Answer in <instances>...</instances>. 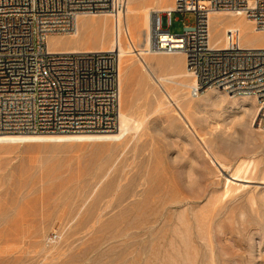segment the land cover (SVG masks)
<instances>
[{
    "label": "rangeland",
    "instance_id": "1",
    "mask_svg": "<svg viewBox=\"0 0 264 264\" xmlns=\"http://www.w3.org/2000/svg\"><path fill=\"white\" fill-rule=\"evenodd\" d=\"M142 1L154 11L172 0ZM214 15L220 45L263 43L242 13ZM83 17L81 36L59 34L54 49L109 46L112 16ZM93 18L104 28L90 29ZM171 20L181 34L196 15ZM144 57L122 58L123 108L140 124L124 142L0 144V264H264L258 101L213 89L193 98L183 54ZM232 173L247 182L228 194Z\"/></svg>",
    "mask_w": 264,
    "mask_h": 264
},
{
    "label": "built area",
    "instance_id": "2",
    "mask_svg": "<svg viewBox=\"0 0 264 264\" xmlns=\"http://www.w3.org/2000/svg\"><path fill=\"white\" fill-rule=\"evenodd\" d=\"M126 0H0V134L107 133L119 127V55L113 51H53L52 35L69 34L79 14L122 12ZM240 11L264 29V0H174L153 12L152 50L182 53L196 78L197 98L209 88L249 94L264 127V49L216 48L209 16ZM194 13L181 34L173 13Z\"/></svg>",
    "mask_w": 264,
    "mask_h": 264
},
{
    "label": "bare ground",
    "instance_id": "3",
    "mask_svg": "<svg viewBox=\"0 0 264 264\" xmlns=\"http://www.w3.org/2000/svg\"><path fill=\"white\" fill-rule=\"evenodd\" d=\"M164 1H167V0H160L161 3ZM173 9H174V0L171 1L170 5H167L165 7H162L159 10H154V11L152 10V8L149 4H147L146 2H144L142 0H126V6H125L124 10L122 12H119L116 14H113L110 12L84 13V14H92L94 16H98L99 14H105L107 16H112L114 37H112L113 39L110 41L108 47L103 45V46L99 47V49H96V47L92 48L90 46L89 47L86 46L87 48H85V49H83L81 47H67L64 49H54L52 47V42H53L54 38L59 37L57 35H52L49 37V47L53 51H66V52L113 51V50H115L119 55V69H120V76L122 77V75H121L122 58L125 57L126 55L131 54L132 52H135V54L140 56L143 60L145 58L144 57L145 55H155L156 56V55L169 54L166 52H155L154 50H152L151 25H152L153 12H155V11L164 12V11L173 10ZM222 12H226V13L230 12L232 15H235V14L237 15L238 13H242L243 15H245L247 17V15L244 12H240V11H214V12H211L210 16H209L210 42H211V44L216 48H234V47L245 48L244 46L225 47V46H222L219 44L220 40L217 39V36H220L219 29H218L219 24L216 21H214V16H215L214 14L215 13H222ZM84 14L78 15L77 21H76V28L73 32L69 33V35H71L75 39H78L81 36L83 28H86V26H87V25H82V26L80 25V21L85 20V18L82 17ZM247 18H249V17H247ZM249 20L251 22H254L250 18H249ZM90 21H91V25H89L90 29H92L95 26L97 28L100 27V25L102 26V28H104V26H105V24L102 21H100L96 18H93ZM110 26H111V24H110ZM110 26H108V27H110ZM255 27H256L257 31L259 32L258 36H259V38H262L263 43L258 44V45H250V46H248L249 48H246V49H264V29L259 28L256 25H255ZM241 29L244 30V26ZM261 32H263V33H261ZM125 36H127V38H128V42H126L127 44L124 43ZM133 38H137L140 40V42H139V44H141V45H139L140 49H137L138 47L136 48L134 46ZM177 54H182V53H173L170 55H177ZM185 59L187 62L186 56H185ZM145 62H146V59H145ZM187 66H188V63H187ZM189 70L191 71V72H189V75L190 76L192 75L194 77L192 70L190 68H189ZM152 72H153V70H152ZM152 74H153L152 77H154L156 79V82L162 83V82L173 81L172 77L163 76V75H159V74L157 75V73L155 74L154 72ZM120 83H121V104H122V107L120 108V115H119L120 127L116 131L107 132V133H97L96 132V133H69V134H67V133L0 134V144L12 145V144H22V143L62 144V143H68V142H76V143L122 142L127 137V135L134 129V125L138 127V125H140V124L136 123L135 120L132 117H130L129 114H127L123 108L124 89L122 87V81ZM183 84H185V83H183ZM185 85H187V84H185ZM195 85H196V78L194 77V84L189 86V87H191L190 88L191 96H192L191 89ZM209 89L223 91V90L217 89V88H209ZM223 92H225V91H223ZM225 93H227V92H225ZM227 94L230 98H237L238 96H240V95H236V94L235 95L229 94V93H227ZM246 95L248 96L249 94H244L241 97L244 98V96H246ZM258 108H259V106H258ZM258 108H257L256 115L253 118V124L255 127H257L259 125V120L257 119ZM214 161H215L214 163L217 164V166L221 170L227 169L225 162L219 161V159L218 160L215 159ZM248 164H247V166H248ZM252 165H254V163H252ZM245 167L243 166V168H245ZM251 169H252V167H251ZM244 171H245V169H244ZM243 175L244 174H242V176H240L236 173H232L231 178L227 179V190H226V192L228 194H230L232 191L239 190L244 186L243 184L238 182V181L247 182V180L242 178ZM247 178H248V176H247ZM227 193H225V194H227ZM183 221H184V219H183Z\"/></svg>",
    "mask_w": 264,
    "mask_h": 264
},
{
    "label": "crops",
    "instance_id": "4",
    "mask_svg": "<svg viewBox=\"0 0 264 264\" xmlns=\"http://www.w3.org/2000/svg\"><path fill=\"white\" fill-rule=\"evenodd\" d=\"M83 17V16H82Z\"/></svg>",
    "mask_w": 264,
    "mask_h": 264
}]
</instances>
